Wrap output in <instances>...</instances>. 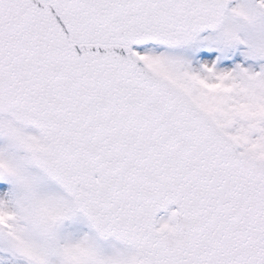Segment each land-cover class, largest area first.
<instances>
[{
  "label": "snow or ice",
  "instance_id": "6c2138e0",
  "mask_svg": "<svg viewBox=\"0 0 264 264\" xmlns=\"http://www.w3.org/2000/svg\"><path fill=\"white\" fill-rule=\"evenodd\" d=\"M0 264H264V0H0Z\"/></svg>",
  "mask_w": 264,
  "mask_h": 264
}]
</instances>
